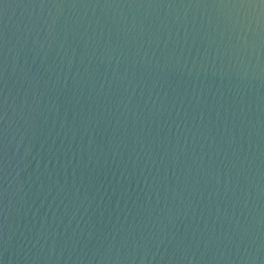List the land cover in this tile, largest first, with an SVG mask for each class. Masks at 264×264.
I'll use <instances>...</instances> for the list:
<instances>
[{
  "label": "water",
  "instance_id": "95a60500",
  "mask_svg": "<svg viewBox=\"0 0 264 264\" xmlns=\"http://www.w3.org/2000/svg\"><path fill=\"white\" fill-rule=\"evenodd\" d=\"M0 264H264V0H0Z\"/></svg>",
  "mask_w": 264,
  "mask_h": 264
}]
</instances>
